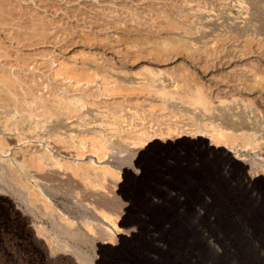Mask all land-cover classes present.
<instances>
[{"label": "rangeland", "instance_id": "rangeland-1", "mask_svg": "<svg viewBox=\"0 0 264 264\" xmlns=\"http://www.w3.org/2000/svg\"><path fill=\"white\" fill-rule=\"evenodd\" d=\"M4 1L6 2L5 6L11 8L20 15L15 13L16 19L12 21V24L6 29L0 31V54L2 56H0V68L1 70H7L6 72L11 70L9 72L10 76L8 77L12 76L11 78H13L15 74L14 81L19 78L18 83L21 80L22 82L26 81L27 83L18 84L16 82L15 85L18 84L16 87L23 86L24 88L22 87L16 89L15 87V90H12V94L15 93V95H12L13 99H8H12V102L10 101L9 103H6L7 108L3 107L0 102V154L7 152L5 159H0V264H43L47 257H62L63 259L59 261V264H94L92 263V259L97 256L99 257V252L92 248L91 243H89V238L87 234H85V222L81 223L79 221L85 220V203L89 197V191L96 189L95 187H97V182L98 185H103L106 178L122 176L124 174V170L119 166V163L122 162L125 166H127V162L130 158L128 157L129 155H125L122 160L120 159L121 161L119 160L113 163L104 162L100 166L101 163L98 164L93 156H85L86 152L89 154L91 153V143L93 142L90 140L91 138H88V134H90V137H96L99 139L97 141H101L102 136H105L108 140L113 141L115 137L124 134L127 128H125V126H123L120 121L118 122L117 118L114 117L116 112L113 111L115 110L113 109L114 107H109L111 102L107 104L105 99H100V97L98 99V95L94 97L96 99L93 97L89 98L90 101L94 99L93 102L95 101L94 103L96 104L98 103L97 101L102 100L103 102L99 101L101 103H98L99 107L96 104L93 105V102L90 101V105H88L89 98H86L88 100L84 99V103L82 105L79 103V106L74 109V113L72 114H67L66 111L69 110L66 109L64 113V109L60 110L59 113L58 111H55V114L52 112L53 115L51 112L48 113L46 111L48 110L46 106L51 109L53 106L57 110L56 105L54 106L51 104L54 103L55 100L52 99V101L50 100L51 98H48V101L47 97L42 96V94L45 95L51 86H53V90H65L68 85L63 83L66 82L65 78H67L63 72L66 70L74 73L79 72L84 75L91 73L89 76H92V73H94V78L97 79L96 81L100 82L99 84H96L99 88L102 87L100 85L101 78L102 81H106L111 78L108 81V84H112L115 82L117 83L116 80L119 79L120 76L121 78L125 76L126 79L131 77H134V79L139 77L138 79H141V76L146 78L145 76H148L150 72H156L159 69H161V76H168L169 72L172 73V75L175 73L172 77H170L171 74L168 76L174 80L175 76L178 74L181 75V78L179 76L176 77V79H182V76L185 75L189 78L186 80L184 76V79H182V82L185 83L184 85L186 86L181 84V81L175 80L178 83L177 90L183 89L179 90V92H184V90L186 91V89L197 85L198 88L196 86V89L200 88L204 93L209 96L211 95V98L213 97L212 99L216 103H218L219 99L224 102L226 108L222 113V117L226 120V122L230 123L244 118L245 123L249 120L251 122L249 124L252 127L264 130V0ZM242 10L243 14L248 15V22L245 30L234 26L232 21L233 19H237ZM182 11H184V14ZM190 13L193 17H191ZM214 14L219 16L220 19L217 23L213 24L211 21L208 22L209 20L207 17L208 15ZM30 15L36 20V22L39 20H50V22L47 23L46 28L48 33H46V31L44 33L37 31L33 32V30L32 33L29 31H22L29 29L21 26V23H25ZM181 15H185V18L182 17V19H179L178 17ZM187 15L190 17L188 18ZM195 18L197 19L195 20ZM177 19L182 21V23L180 22L176 25V21L179 22ZM185 19L187 20L186 23L183 22V20L186 21ZM188 20H192V24L190 21L188 22ZM172 22H175L174 25L177 27L172 25ZM184 23L187 25H183ZM170 24L173 26V29ZM178 24H181V26ZM193 24L194 26L196 24V27H194ZM186 26H188V29H186ZM183 27L188 30V32L186 30L185 32H182ZM194 29H198V31L196 30L194 32ZM45 34L48 36L45 37ZM13 35L20 37L16 38ZM36 36L40 37L37 38ZM106 36H109V38ZM43 38H45V40ZM24 39L27 40L25 41ZM18 40H20V42ZM187 41H190V44ZM208 41L209 45L207 43ZM112 42L113 44H111ZM210 44L211 46L213 45L212 48ZM185 45H187L186 47L188 49ZM194 45L195 47H197V45L201 46L200 48L198 47L199 54L197 48H195L197 51L196 53L198 54H196L197 57L194 49L192 48ZM202 45L207 46L204 48ZM1 48H4L5 51L1 50ZM204 49H208L210 52L207 50V52H209L207 53ZM202 50L203 52L200 53ZM189 51L194 52H191L190 54ZM156 53L159 58H154L156 59L154 60L152 59V56ZM174 53L176 55L179 53L180 55L176 56ZM157 54L154 57H158ZM169 55H171V57ZM186 55L188 57H186ZM193 55L194 58H197L198 60H192L194 59ZM137 56L145 57L137 59ZM189 56H192V59H190ZM15 59L19 61H16ZM159 59L160 62L158 63L157 60ZM163 60L165 61L163 62ZM156 63L157 66L155 68ZM182 63L186 66L185 68ZM70 64L75 66L72 68ZM170 65L173 68H171ZM179 65H182L183 72L180 70L182 68H180ZM62 66L63 68L61 69ZM142 66L145 67L143 68ZM149 66H151L153 70ZM66 67H69L70 70ZM59 68L60 71H64L60 72ZM75 68L77 70L80 68L79 70L82 71H77ZM142 68L143 70H141ZM134 69L136 72H134ZM146 69L151 70L144 71ZM176 69L180 72L178 73ZM184 69H188L189 71ZM130 70L134 71L131 73ZM165 72H167V74ZM95 73L98 75L97 78ZM135 73L136 75H134ZM182 73H184V75ZM119 74L120 76H118ZM16 75L18 78H16ZM57 80H60L59 82L63 84H58ZM50 81L52 82L50 83ZM53 81L55 82L53 83ZM124 84L125 82L121 80L122 87H125L123 86ZM189 84H191L190 87L187 86ZM44 85H46V88ZM31 86L34 88L32 89ZM60 86L61 88H58ZM136 87L139 89L140 86L138 87L137 85H134L135 89H137ZM38 88H40V91H44V93H39ZM131 88L133 89V87ZM34 89L37 94L39 93L38 96ZM68 89L72 90L73 88H67L66 91H68ZM193 89L194 87L189 90ZM141 90H143L142 87L137 90V92H141ZM122 91L124 92L123 88ZM22 92H24L25 95L31 94L32 92L35 94L32 96V93L31 97L28 95V98L31 99L29 100ZM132 92L138 94L136 91ZM144 92L145 91L143 90V93ZM20 95H23L21 96L22 99H27L32 105H29L27 103L28 101L26 102L25 99H23L25 101L24 102L21 97L19 98ZM15 96L17 99L14 98ZM36 96L38 97V101L41 99L43 100V102L42 100L39 101L41 104L37 102ZM20 100L22 104L18 102ZM32 100L34 101L32 102ZM109 100L110 99H108L107 102H109ZM19 103L21 106H19ZM25 103L27 104L26 106ZM103 103L107 108L103 105ZM112 104L113 103H111V105ZM108 107L111 109L107 110ZM32 110H34V112H32ZM61 111L66 115H63ZM47 113L51 115H48ZM105 114L106 116L109 115V117L107 116L106 118ZM110 114L113 117H111ZM141 115L142 114L139 113L136 118L134 113L135 121L144 119L142 116H147ZM186 118L188 122H191L188 117H185L184 119ZM104 119H106L108 123L107 121H104ZM214 121L218 120L215 119ZM203 126L205 127L206 124H203ZM102 127H106L105 130ZM89 128H93V130ZM101 128L103 130L102 133V130H100ZM94 133L95 135H93ZM110 133L112 134L109 135ZM100 134L102 136H100ZM116 146V143L111 142L110 147H108L111 149H109V151L112 152V154L124 153ZM64 150L73 151L76 155L79 154V157L81 156V159L83 160L79 159L75 161L70 157L63 156L62 152H64ZM247 150H249V148ZM79 151H81L82 154ZM233 154H237V149H233ZM259 154L264 157V150L260 151ZM35 158L37 160L38 158L42 160L41 162L43 163L41 166L37 167V165L33 164ZM86 161L90 162L88 163ZM95 165L100 168H96ZM42 166L45 167V170ZM76 167L79 169L76 170ZM27 168L38 170V172L42 175V177H39L40 180L36 179V181L33 177H27L23 172L24 169ZM46 168H50L51 172H49L50 174L45 173L47 175H44L42 172L46 171ZM58 168L64 169L65 172H67V175L69 173V178H67L68 176L61 177V174L58 173ZM262 168H264V166ZM130 172V169L125 170V173L128 175ZM93 175L95 177H93ZM86 185L89 188L85 187ZM39 187L45 188L48 194L52 197L53 203L56 204L54 207L59 212L57 213V216L60 217L62 215L60 217L61 219L64 215L68 216V219L71 218L70 220H73L76 224L69 223L66 225L55 223L54 225L56 226H54L51 223V220L49 221V219H51L50 217L35 211L33 209V204H43L44 206L46 205L47 210H53V207L51 208V206L44 201L41 195H38ZM28 199L32 202L29 203ZM40 199L43 200L41 201ZM113 204L117 208L120 202L114 199ZM72 228H75V230ZM46 235H49L51 240ZM64 243L67 244L71 251H68L67 253L60 251V249L63 248L62 246Z\"/></svg>", "mask_w": 264, "mask_h": 264}, {"label": "bare ground", "instance_id": "bare-ground-1", "mask_svg": "<svg viewBox=\"0 0 264 264\" xmlns=\"http://www.w3.org/2000/svg\"><path fill=\"white\" fill-rule=\"evenodd\" d=\"M5 3L6 2L4 0H0V31L6 29L9 25L12 24V21L16 19L15 18L16 12L12 10L11 8L5 6ZM182 12L184 14V11ZM17 15H20V14H17ZM44 15H47V14H44ZM184 16L185 15L183 16L181 15L180 16L181 18L180 17L178 18L182 19V17ZM191 17L193 16L191 15ZM197 18H195V20ZM179 19L177 20L179 21ZM207 19L209 20L208 22L211 21V23L214 24L218 22L220 17L214 14V15H208ZM189 21L191 23L192 20H188V22ZM232 21H233L234 26H236L239 29L245 30V27L247 26V22H248V15L243 14V10H242L241 14L237 17V19H233ZM48 22H50V20L49 21L39 20L36 22V20L30 15V17L26 20L25 23L24 22L23 24L21 23V26L25 28H29V29L22 30V31H29L32 33V30H33V32L37 31L40 33H44L46 31ZM180 22L182 23V21H179V22L176 21V23L172 22V25H174V23L177 25V23H180ZM183 22L186 23L187 20L186 21L183 20ZM185 23L183 25H187ZM178 25L181 26V24H178ZM194 27H196V24ZM189 28H190V25H189ZM172 29H173V26H172ZM186 29H188V26H186ZM186 29H184L183 27L182 32H185ZM181 30H182V27H181ZM196 30L198 31V29ZM196 30L194 29V32ZM50 31H49V34H50ZM186 31L188 32V30ZM46 33L48 32L46 31ZM132 34H133V31H132ZM175 34H178V33H175ZM22 36H25V35H22ZM47 36L45 34V37ZM199 36H202V35H199ZM107 38H109V36ZM43 39L45 40V38ZM24 40L26 41L27 39H24ZM52 40H53V37H52ZM18 41L20 42V40ZM104 42H105V39H104ZM191 43H194V42H191ZM207 43L209 45V41ZM111 44H113V42ZM195 45L194 47L192 46V48L194 49L195 55H196L197 51L199 54L198 47L200 48L201 46L197 45V47H195ZM186 46L187 45H185V47ZM206 46H204V48ZM195 48H197V51ZM1 50L5 51L4 48L3 49L1 48ZM207 50L205 52H207ZM194 51H189V52L191 54V52H194ZM201 52H203V50L200 51V53ZM156 54L152 56V59L159 58L158 54H157L158 57H154L156 56ZM174 55L176 54L174 53ZM177 55H180V54L178 53ZM187 55L186 57H188ZM169 56L171 57V55ZM137 57H138L137 59H139L141 56H137ZM143 57L145 56H142L141 58ZM191 57L192 56H189L190 59H192ZM193 58H194V55H193ZM152 59L150 60L153 61ZM196 59L194 58L192 60H196ZM16 61H19V60H16ZM157 61L159 63L160 59ZM164 61L165 60H163V62ZM74 66H72V68ZM156 66H157V63L155 65V68ZM185 67L186 66H184V68ZM16 68H17V65H16ZM62 68L63 66L61 67V69ZM66 68L70 70L69 67H66ZM143 68L141 70H143ZM180 68H182L180 70L183 72L182 65L180 66ZM79 69L80 68H78V70ZM136 70L134 72H136ZM147 70L149 71L151 69H146L144 71H147ZM184 70H188V69H184ZM6 71L4 69L1 70L0 68V102H1V105H3V107L7 108L6 103L7 102L9 103L10 101L12 102L13 96L15 95V93H13L14 95L12 94V90H15V87L19 83L24 84L27 82L26 81L22 82L20 78L21 81H19L18 83L19 78L17 77V75H16V78H18V80L14 81L15 74L13 78H11L12 76L8 77L10 76L9 72L11 70L9 72H6ZM59 71H60V68H59ZM61 71L63 72L64 70H61ZM138 71H137V75H138ZM5 72L9 74L7 75ZM160 72H161V69L157 70L156 72L154 71L150 72L148 76H145L146 78H143V76L140 75L143 79L142 78L138 79L139 77L135 79L134 77L128 78L127 76L126 77L128 79H126L125 76L121 78L119 74L118 76L120 77L119 79L116 80L118 84L116 82L112 84H108V81L111 78L109 80L107 79L106 81H102V78H101L100 85L103 87V90H102V87L99 88L96 86V84H99L100 82L96 81L97 79H95L94 78L95 76H93L94 73H92V76H89L91 73L90 74L88 73V75H84V74H80L79 72L74 73L72 71L66 70L65 72H63L67 77V78L64 77L66 79V82H63V79H62V82L68 85V87L66 86L67 88H73L72 90L68 89V91L70 92L66 91L67 88L66 89L64 88L65 90L63 89L53 90L52 89L53 86L51 87L49 86L50 88L47 90V93L43 95L42 93H44V91L42 92V90L40 91L39 90L40 88H38L39 93H41L42 96H46L47 100L48 98L49 99L51 98L50 100L53 99L56 102V103L55 102L54 103L50 102V103L54 106L56 105L57 110L53 106L51 109V108H48V106L44 105L47 107L48 110L46 111L48 113L51 112L52 114V112H54L55 114V111L56 112L58 111L59 113V111L62 109H64L63 110V113H64L66 109V110H69V111H66L67 114L68 113L72 114L74 113L73 112L74 109H76L77 106H79V103H81V105L84 103V99L89 98V97L94 98L96 95H98V99L99 97L100 99H105L107 104L110 102L113 103L112 105L110 103L109 107H112V108L114 107L113 109L115 110L112 109L114 112H116L115 113L116 115L114 114L115 115L114 117H116L118 122L120 121L121 124L125 126V128H127L124 134H121L119 136L116 135L117 137H115L113 141L108 140L105 136H102L101 134H100V136H102L101 141H97L99 139H97L96 137L94 138L90 137V134L87 133L89 135L88 138H91L90 140L93 141V142L90 141L92 142L91 147L93 149L89 147L91 148V150L89 149L91 153L89 154L88 152L85 151L87 153V154L85 153V156L87 157L93 156L96 159V162L98 164L101 163L100 166L104 162L113 163V162L119 161L120 159L122 160V158L125 155H129L128 157L130 158L129 161L127 162L128 163L127 166H125V164H123L122 162L119 163V166L123 168L124 170V174L122 176L114 177V178H106V180H104L103 185L100 183L102 186L98 185V182H97V187H95L96 189H94L93 191H89V193L87 192L89 194V197L87 199V202L85 201L86 202L85 203V214H86L85 220H80L79 222L81 223L85 222V229H86L85 234H87L89 238V241H90L89 243H91L92 248H94L95 250L99 252V257L97 256L93 258L92 263L94 264H223V261H230V264H264V248H261L258 243L254 247L247 246L248 236H250L252 232H256L257 234L264 235V200H261L259 197H257L256 199L250 198L249 189L252 188V185L246 179V178H254L256 180H259L261 177H264V168H262L264 166V157L259 154L260 151L264 150V136H263L264 130L256 129L252 127L249 124L251 123L249 120H247V122L245 123L244 118H242L239 121H232L230 123L226 122V120L222 117V113L224 109L226 108V105L224 104V102L220 101L219 99L220 102L218 101V103H216L212 99L213 97L211 98V95L209 96L208 94L204 93L200 88L196 89L195 87L197 85L195 86L192 85L194 87L193 89L194 91L189 90L193 88L191 87L189 89L185 88L186 91L184 90V92H179V90H183V89L177 90L178 83L175 80L181 81V84L184 85L185 83L182 82V79L184 78H186V80L189 79L187 78V76L184 75L185 72L182 73L185 77L182 76V79H179V78L176 79V77H179V76L181 78V75L178 74L175 76V80L170 78L173 75H175L174 72H173L174 73L173 75L172 73L169 72L168 76L171 74L170 77L161 76L162 74L160 75ZM97 73H95V75ZM165 73L167 74V72ZM134 75H136V73ZM97 77L98 75H96V78ZM121 80L125 82V84L123 85L125 87L121 86ZM59 81H58V84L60 83ZM16 82L18 83L17 85H15ZM51 82L52 81H50V83ZM54 82L55 81H53V83ZM62 84L60 83V85ZM134 85H137L138 87L140 86L139 89L142 87V89L145 92L143 93V90H141V92L139 91L140 93L137 92V90L139 89L137 87H136L137 89H135ZM190 85L191 84L187 86L190 87ZM44 86L46 88V85ZM22 87L18 86L16 87V89H19ZM121 87L124 89V92L122 91ZM131 87H133V89ZM58 88H61V86ZM130 90L136 91L138 94ZM22 93L25 95L24 92ZM35 93H36V90H35ZM35 93H33L32 96ZM31 94H26L25 97L28 98L29 97L28 95H30L31 97ZM16 96L18 97L17 94ZM16 96L14 98L17 99ZM21 96L23 95H20L19 98ZM10 98L12 99L8 100ZM33 99L34 100L37 99V102L42 100L41 99L38 101V97L36 99L35 98ZM108 99H110L109 102H107ZM34 100H32V102ZM93 100L90 101V98H89L88 105H90L89 101L93 102ZM25 101L27 102L28 100L25 99ZM99 101H102V100H99ZM99 101L97 102L100 104L101 102ZM18 102L21 103V100ZM94 102L92 103L93 105L96 104ZM27 103L29 105H32L29 103V101ZM98 103L96 104L97 106L99 105ZM21 104L19 106H21ZM39 104L41 103L39 102ZM26 105L27 104L25 103V106ZM104 106L106 107V105ZM109 107L107 110L111 109ZM11 110H14V109H11ZM34 110H32V112H34ZM78 112H79V109H78ZM106 112H109V111H106ZM134 113H135V117L139 113L142 115H147V116L141 115L142 118L144 119L140 117L142 120L139 119V121L138 120L135 121ZM51 114H48V115H51ZM63 115H66V114H63ZM107 116L109 117V115ZM183 117L184 118L188 117L191 122H188L187 118L184 119ZM215 119H217L218 121H214ZM104 121H107V120L104 119ZM112 122H115V121H112ZM203 124L204 125L206 124V126L204 127ZM102 128H104L105 130L106 127H102ZM102 128L100 130H102ZM89 129L93 130V128H89ZM102 132L103 130L101 131V133ZM95 133L93 135H95ZM111 134L112 133H110L109 135ZM111 142L116 143L117 145L116 147H119V150L123 151L124 153L112 154V152L109 151L110 148H108L110 147ZM234 148L235 150L237 149V154H233ZM248 148L249 150H247ZM79 152L82 154L81 151ZM6 153L7 152L1 153L0 159H5ZM62 153H63L62 154L63 156L70 157L72 160H75V161L81 159V156L79 157V154L76 155L73 151H70V150L69 151L64 150V152ZM150 155H151V160H149ZM35 159L33 161V164L37 165V167L41 166L43 163L41 162L42 160L39 158L38 160L37 159L35 160ZM89 160L91 161L90 158ZM213 161H229L235 165V168L232 170V172H229L227 169L221 171L219 168L216 167ZM44 166L42 167L45 170ZM62 168L61 169L58 168L59 169L58 173L61 174L60 176L61 177L68 176L69 173L67 175L66 174L67 172H65V170ZM46 169H47L46 171L42 172L44 175H47L45 173L51 172L50 168H46ZM78 169L76 167V170ZM127 169H130L131 171L129 175L125 173V170ZM23 172L27 177L28 176L33 177L35 180L39 179V177H42L41 173L35 169L27 168V169H24ZM85 175H89V174H85ZM81 176H82V172H81ZM93 177L95 176L93 175ZM67 178H69V176ZM92 181L94 182L93 179ZM162 183L167 184L172 190V192L174 193V195L170 197H163V198L159 196L158 195L159 187ZM85 187H88V186L86 185ZM88 188H85V189H88ZM39 194L44 199V201L48 203V205L51 206V208L53 207V210L51 209H50L51 211L49 209L47 210L46 205L44 206L43 204H36V205L33 204V209L35 211L40 212V214L42 215L45 214L47 217H50L51 219H49V221L51 220V223L53 225L55 223L66 224V225L69 223L76 224V222H74L73 220H70L71 218L68 219V216L64 215L65 216V217L63 216L64 219L63 217L62 219L60 218L62 215L60 217L57 216V213L59 212L54 207V205L56 204L53 203L52 197L48 194L45 188L39 187L38 195ZM43 199H40V200L42 201ZM114 199L120 202L117 208L113 204ZM29 200L30 199H28L29 203L32 202ZM193 203H195L198 208V211H196L195 213L192 211ZM73 230H75V228ZM46 236L51 240V237L49 235H46ZM62 247L63 248L60 249L61 252L67 253L68 251H71V249L65 243L63 244Z\"/></svg>", "mask_w": 264, "mask_h": 264}, {"label": "snow or ice", "instance_id": "snow-or-ice-1", "mask_svg": "<svg viewBox=\"0 0 264 264\" xmlns=\"http://www.w3.org/2000/svg\"><path fill=\"white\" fill-rule=\"evenodd\" d=\"M149 160H151V155L149 156ZM217 168L221 171L227 169L229 172L235 168V165L229 161H213ZM249 183L252 185V188L249 189V196L252 199H256L259 197L261 200H264V177H261L259 180L254 178H246ZM158 195L163 197H170L174 195L172 190L167 184H161L159 187ZM192 211L195 213L198 211L197 205L193 203ZM259 244L261 248H264V235L257 234L256 232H252L247 239V246L254 247L256 244ZM63 259L62 257H47L43 264H59V261ZM223 264H230V261H223Z\"/></svg>", "mask_w": 264, "mask_h": 264}]
</instances>
